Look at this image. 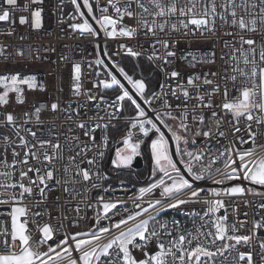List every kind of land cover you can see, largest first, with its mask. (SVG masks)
Here are the masks:
<instances>
[{
	"label": "snow or ice",
	"instance_id": "6c2138e0",
	"mask_svg": "<svg viewBox=\"0 0 264 264\" xmlns=\"http://www.w3.org/2000/svg\"><path fill=\"white\" fill-rule=\"evenodd\" d=\"M71 2L76 6V11L80 12L77 0ZM44 3L45 0H28L23 8H19L17 0H0V22L13 25L16 11H29V16L19 17V24L39 31L43 28ZM108 4L117 14L115 18L108 14V7H99L98 0L100 16L97 18L93 15V6L89 0H83L87 15L92 16L107 37L135 39L140 34L145 37L143 43L138 42V47L121 44L120 48L126 55L137 59L144 56L145 51L149 52L147 61L163 74V80L159 84L160 91H149L142 75L135 78L119 63L112 61L111 67L123 77L130 89L111 71L107 72L109 79L99 80L94 87L102 85L104 89H111L116 94L110 101L99 97L104 107L97 103L95 116L88 117L87 120L81 119L79 108H86V105L79 104L77 108H73L72 102H69L66 107H62L57 100L50 106L40 104L39 107H35L34 102L31 105L35 109L34 112L26 111L23 118H20L14 114V108L13 111L7 110L12 106V100L14 99L17 105H24L27 92H45L46 87L38 81L36 75H0V116L3 117L0 127H8L19 141L17 143L10 140L7 135L0 137V145H3L4 149L0 152V165L18 171V177L11 171H0V176L14 180L0 184V188L5 189V193L0 195H6L9 189H18V192L11 193L8 199H0V205L11 206L10 212H0V216L10 217V228L0 221V264H63L65 259L68 264H217L219 257H223L219 264H257L252 250L254 239L260 241V251L256 255H259V264H264V238L257 236V230L264 228V222H254L251 234H239L240 229L236 224L230 225L227 222V206L221 197L246 194L264 196V192L241 184L213 191L209 195L215 199H203L207 210L200 217V225L195 226L194 223V230L181 226L180 222L175 220L171 222L173 227L169 228L168 223L160 222L155 216L150 219L156 221L158 229L153 227L149 231V219H145L134 227L123 230V226L128 225L129 221H135L143 214L138 212L126 219L122 218L114 223L112 228L101 226L91 231L65 233L62 239H55L53 227L47 223L41 225L35 219L46 216L48 210L32 213L29 206L23 203L26 197L34 198L38 195L36 206L43 204L48 193L54 191L49 182L62 184L63 191L71 195L76 190L68 187L70 184H86L91 181V187L95 188L99 186L97 182L101 178L108 179L102 172V162L106 152L111 150L109 131L115 127L113 120L119 119L117 113L129 105L135 115L129 118V129L125 135L115 141L117 146L110 162L114 169L131 166L133 160L142 154L141 145L150 139L152 182L139 188L141 199L160 189L161 196L169 201L166 208L178 209L187 203L200 202L197 199L200 198V191L194 188L192 182L202 180H211L217 185L226 181H247L251 185L264 188V143H258L257 140L258 136H264V0H125L122 6L121 0H108ZM29 5L36 7L30 9ZM125 17L134 19L136 26L124 24ZM80 20L82 22L71 24L74 31L89 36L98 34L92 24L84 19L82 12ZM60 22L63 23V20ZM14 30L12 28L6 34L11 35ZM221 32L223 36L232 37L231 40L223 42L224 48L230 51L220 56L226 67H222L220 72L209 69L203 76L193 74L185 79L175 61H182L188 68L215 65L216 53L213 51L197 55L189 50L187 54H178L179 37L207 40ZM144 43L149 45L148 49H144ZM48 50L55 51L54 48ZM2 54L3 48L0 47V55ZM104 55H108L107 51ZM113 55H120V52ZM65 59L67 57H61V60ZM109 59L111 60V57ZM95 63L103 65L104 61L97 59ZM71 71V94L96 101V95L91 94L90 90H83L80 64H74ZM99 75L97 73V76ZM201 85L211 88H205L201 93ZM232 90L235 95L230 94ZM58 91L63 89L58 88ZM215 96L222 98L218 105L213 104ZM169 97L180 101V104L174 107ZM153 100L158 104L154 105ZM193 100L196 103L189 105V101ZM141 101L146 107L142 106ZM215 108H219L224 115L221 116ZM45 110L65 113V119L73 121L74 129L79 130V134L67 137V148L74 151L75 155L69 157V165L63 168L61 179L56 178L57 169L54 166L41 168L30 162L53 165V161L63 159L65 148L61 143L58 140L55 143L38 140L36 144H32L21 135L23 131L34 139L37 137L35 131L25 128L24 125L42 123L40 116ZM205 110H211L207 117ZM101 112H104V115H101ZM32 116L35 117L34 121ZM225 117H228L227 123L231 126L233 140L229 142L230 146H225L217 156H209V163L204 166L201 162L206 155L205 151L192 150L189 145L196 144L195 137H204L206 143L217 137L226 138L225 131L214 127L223 125ZM21 119L22 123L18 126V120ZM169 120L178 121V124L173 127L169 125ZM161 125L176 142L175 155L180 157V163L184 166L183 172L173 158L169 140ZM74 129L69 126V132ZM237 142L240 146H237ZM14 144L15 148H12ZM243 145L250 147L244 148ZM49 147L52 149L51 154L47 151ZM9 148H12L10 163L7 159ZM17 148L23 150V155ZM221 158L223 167L215 169L219 174L217 178L212 175L211 169ZM85 164L87 167L82 166ZM184 172L191 180L185 177ZM29 173L33 175L30 176ZM56 199L59 200L60 197ZM101 202L105 216L117 208V203L103 202V198ZM160 204L161 201L156 200L150 206L156 207ZM259 207L264 208V204ZM221 209H225V214L216 215ZM143 211L146 212L147 209ZM205 217L208 219L205 220ZM98 219L99 214L97 222ZM30 222L35 225V231L42 233L40 239L33 240V230L28 227ZM239 224L242 228L247 221H239ZM59 227L62 228L63 225ZM113 228L120 229L119 234L108 239L106 243H101ZM241 247H247L249 250L241 251ZM42 248L46 250L41 251ZM73 253L78 255L73 256ZM225 253L229 255L225 256Z\"/></svg>",
	"mask_w": 264,
	"mask_h": 264
},
{
	"label": "built area",
	"instance_id": "2783aa9c",
	"mask_svg": "<svg viewBox=\"0 0 264 264\" xmlns=\"http://www.w3.org/2000/svg\"><path fill=\"white\" fill-rule=\"evenodd\" d=\"M91 2L95 6L93 15L99 18L100 12L97 8V0H91ZM25 3H28V0H17L19 8H23ZM77 3L80 5L78 0ZM98 3L99 7H108V14L115 18L117 14L108 4V0H98ZM124 3L125 0H121L120 6ZM5 7H7V5H5ZM35 7V5H29L30 9ZM134 7L135 5H133V8ZM43 8V28L39 31L33 30L28 25L19 24V17L29 16V11H16L14 14L15 23L13 25H9L6 22H0V47L3 48V54L0 55V75H36L38 81L44 83L46 87L45 92H27V100L24 105L15 104L13 99L12 106L7 110L13 111L14 108V114L23 118L24 112H34L35 109L31 107L34 102L35 107H39L40 104L50 106L51 103L59 100L62 107H66L69 102H72L73 108H77L79 104L86 105V108H79V111L81 113L80 118L87 120L88 117L96 115L97 103H101V106L104 107V104L99 100V97H104L109 101L114 98V96L107 95L106 90L108 89H104L102 85L99 87H94V85L97 84L99 80L109 79L107 76V72L109 71L115 75L111 67L112 61L120 64L121 59L124 56H128L124 53V50L120 48V45L127 44L132 47H138V42L143 43L145 37L140 34L135 39H128L126 37L109 38L106 36L105 32L100 29V26L96 22L95 23L97 24L99 30L93 25L84 12L83 7L80 5V12L84 13V19H87L98 33L96 36H89L87 34L81 35L78 31H74L71 28V24L82 22L80 20V12L76 11V6L72 4L71 0H62V3L61 0H45ZM73 17L75 19H73ZM61 19L63 20V23L60 22ZM123 23L131 27L136 26V21L127 17L124 18ZM12 28L15 30L12 31L11 35H7L6 33ZM21 37H23V39ZM231 39L232 37L223 36L222 32L218 33L216 37H209L207 40H197L195 37H179L180 42L177 44L178 54H187L189 50L195 52L197 55L209 54L214 51L216 53V64L199 65L196 68H188L180 60L175 61V64L178 66L179 70L182 71L185 79L189 75L193 74L203 76L209 69L220 72L222 67H226L220 59V56L230 51L229 49L224 48L223 42L224 40ZM101 47L104 52L107 51L108 55L105 56L109 63L104 59ZM51 48H54L55 51L48 50ZM148 48L149 45L144 43V49ZM118 51L120 52V55H113ZM20 53L23 54L21 55ZM148 54L149 52L145 51L144 56L140 58L146 59ZM37 57H39V59ZM61 57H67V59L61 60ZM109 57H111V60ZM97 59L103 60L104 64L96 65L95 61ZM138 61L139 60L137 59V62ZM77 63L80 64L82 69L83 90H90L91 94L96 95L98 98L96 101L87 100L85 96L75 97L71 94V69L74 64ZM154 71L157 72L155 74L159 78V82L156 87L157 89L155 88L156 90L154 91L159 92V84L163 80V74L158 69L154 68ZM97 73L100 75L97 76ZM217 80L219 81V77H217ZM174 86L175 84H173V87ZM58 88H62L63 91H58ZM205 88L210 89L211 86L201 85L199 91L202 93ZM229 88L231 89V82H229ZM230 94L235 95L236 93L232 90ZM169 100L174 107L177 104H180V101L175 100V98L169 97ZM221 100V96H215L213 97V104L218 105L221 103ZM152 103L154 105L158 104L155 100H153ZM194 103H196L194 100L189 101V105ZM106 110L115 111V109ZM215 110L221 116L224 115L219 108H215ZM210 112L211 110H205L206 117L210 114ZM100 114L104 115V112H101ZM65 115V113H52L45 110L41 112L40 116L42 123L35 124L33 122L24 125L25 128H31L37 133V137L35 139L28 133L23 131L21 132V135H24L32 144H36L38 140H47L52 141L53 143L58 140L62 147L65 148L63 159L53 161V165L36 164L35 161H30L36 167L51 168L54 166L55 169H57L55 173L57 179L62 178L63 168L69 165V157L75 155L74 151H69L67 148V137L79 134V130L74 129L73 121L65 119ZM117 115L119 116V119L113 120L112 123L115 126L122 125L124 127V130L117 139L118 141L129 129L128 121L129 118L133 116L126 115L125 108L121 109ZM2 119L3 117L0 116V120ZM32 120H35L34 116H32ZM227 120L228 117H225V123L223 125H214V127H219L221 131H225L227 133L226 138L217 137L216 139H212L206 143L204 137H195L196 144L191 145V149L205 151L206 155L204 160L201 162L204 166L208 165L209 156H217L220 151H223L225 146H230L229 142L233 140V135L231 132V126L227 123ZM20 123H22V119L18 120V126ZM69 126L73 127V132H69ZM132 131L135 132L136 130ZM4 135H7L10 140L16 141L17 143L19 142L18 138L11 130H9L8 127H0V137ZM99 135L100 133L98 130V139ZM81 138L84 139L83 137ZM257 140L258 143H264V136H258ZM146 141L147 140H145L141 145V148L144 147ZM109 146L110 149L114 150L117 145L113 143ZM237 146H240L238 142ZM242 147L247 148L250 147V145H243ZM12 148H15V144ZM12 148H9L7 151V159L9 163L12 160ZM3 150V145H0V152H3ZM16 150L20 151L21 155H23V150L18 148ZM47 151L51 154L52 149L49 147L47 148ZM108 152H106L105 158L102 162V172L105 175H107L106 156ZM89 156H91V153ZM185 159H187V157ZM82 166L87 167L86 164ZM197 167H199V165H197ZM217 167H223L222 158L218 160L211 169L212 175L219 178V174L215 171ZM0 171H11L14 173L15 177H18V171L15 169H6L0 165ZM29 175L31 176L33 174L29 173ZM69 175H71V171L69 172ZM9 182H14V180H8L5 177L0 176V184ZM24 182L27 184V180ZM49 183L54 188V191L48 193L47 200L43 204L39 207L36 206L35 200L39 199L38 195L34 198L26 197L23 203L29 206L32 213L43 212L44 209L48 210V214L46 216L35 217V219L41 225L45 223L51 225L54 229L55 239H62L65 233L75 234L82 231H91L96 230L101 226L112 228L113 224L120 221L122 218L126 219L129 215H134L138 212H142L143 214L138 216L135 221H129L128 225L123 226V230H127V227H134L136 223L145 219H149V231H151L153 227L158 229L159 225L156 221L150 219V217L153 216H155L157 220L162 223H168L169 228L173 227L171 222L175 220L179 221L181 226L194 230V223L195 226H199L201 223L200 217L207 210V205H205L202 201L203 199H215V197L209 195L213 191H219L234 184H241L242 186L248 188H255L259 192H264V188L258 185H255V187L248 186L247 181H226L221 185L214 184L211 180L196 181V183H193V186L200 191V198H197L200 202L187 203L181 205L178 209H172L166 208L169 201L165 197L161 196L160 189L154 190V193L145 195L141 199L138 191L141 187L122 183L109 184L107 183V179L103 178L97 182L99 186L95 188L91 187V181L86 184L68 185V187L76 190L71 195L63 191L62 184H55L54 182ZM105 189L108 190L105 191ZM13 192H18V189L7 190V194L0 195V199H8V196ZM76 192L79 194L77 195ZM0 193H5V189L0 188ZM57 197H60V199L57 200ZM101 198H103V202L117 203V208L111 210L107 216L104 215ZM183 198L187 199V197ZM221 199L225 201L227 206L228 224H236V227L240 229L239 234H251L254 222H264V208L259 207V205L264 204V196L246 194L244 196L236 197H221ZM156 200H160L161 204L156 207H151L150 205L154 204ZM77 208H79V211H77ZM144 209H147V211H143ZM10 211V205H0V212L7 213ZM197 213L199 215H196ZM245 213L247 215H245ZM98 214L99 219L97 222ZM224 214L225 209H221L216 215L223 216ZM207 219L208 218L205 217V220ZM0 221H2L5 226L10 228L9 216H0ZM239 221H247V224L241 228ZM61 224L63 225L62 228L59 227ZM28 227L33 230V240L41 238L42 233L34 230L35 225L30 222ZM119 231L120 229L113 228L112 232L105 235L104 240L101 241V243H106L108 239L118 235ZM257 236L264 238V228L257 230ZM259 242L260 241L256 239L252 242L254 259L257 261V264H259V255H256L260 251ZM49 243H52V241H49ZM44 250H46V248L41 249V251ZM240 250L248 251L249 249L247 247H241ZM77 255V253H73V256ZM228 255V253H225V256ZM220 260H223V257L218 258L217 264H219ZM63 264H68L67 259H65Z\"/></svg>",
	"mask_w": 264,
	"mask_h": 264
},
{
	"label": "trees",
	"instance_id": "16d2710c",
	"mask_svg": "<svg viewBox=\"0 0 264 264\" xmlns=\"http://www.w3.org/2000/svg\"><path fill=\"white\" fill-rule=\"evenodd\" d=\"M89 3L93 6V10L95 11V6L89 0ZM138 62H135L131 56H124L120 65L125 68V70L129 73V75H133L135 78H140L139 71L142 72L143 76L151 77L154 72V67L147 61V59L138 58ZM139 66V67H138ZM159 82V78L156 74H154L148 81H146L148 85L149 91L155 90ZM108 96H115V92L111 89L106 90ZM125 114L128 116H134L132 107L129 105L125 107ZM127 126V125H126ZM124 130L122 125L115 126L114 128H110L109 136L111 137L110 145L117 141L118 137ZM149 139H147L144 147L146 149V153L149 155ZM112 155L114 157V150L111 149L106 156V167H107V183L109 184H119L123 181L122 184H131L138 187H143L151 183L152 177L151 175L148 177V172L144 173L145 168L142 169H133V168H121L114 169L110 164L108 166L109 157ZM186 158V157H185ZM144 161L147 163L146 157H144Z\"/></svg>",
	"mask_w": 264,
	"mask_h": 264
},
{
	"label": "water",
	"instance_id": "95a60500",
	"mask_svg": "<svg viewBox=\"0 0 264 264\" xmlns=\"http://www.w3.org/2000/svg\"><path fill=\"white\" fill-rule=\"evenodd\" d=\"M78 1L80 2V5L83 7V1H82V0H78ZM83 9H84V12H85L86 15H87V10H86V8L83 7ZM87 17L90 19V21L93 23V25L99 30L97 24H96L95 21L92 19V17H91V16H88V15H87ZM101 52H102V55H103L104 59L108 62V59H107L106 56L104 55V51H103V48H102V47H101ZM133 59H134L135 62H137V58H133ZM108 63H109V62H108ZM138 67H139V66H138ZM112 69H113V72L115 73V75L117 76V78L120 79L121 82L124 83L125 86L128 87V88L130 89V86L127 85V82L123 80V77H121V76L119 75V73L116 71V69H114V68H112ZM155 73H157V72L154 71V72L152 73L151 77H152ZM141 75H142V72L140 71V72H139V76H141ZM142 76H143V75H142ZM151 77H144V76H143V78H144L145 80H149ZM156 89H157V88H156ZM156 89H155V90H156ZM137 99L139 100L138 97H137ZM141 104H142V106H145V105H143V102H142V101H141ZM145 107H146V106H145ZM161 128H162V131H164V132L166 133V136H167V138H168V140H169L170 150H171V152H172V154H173V158H174V160L177 162V166H178V167L181 169V171L183 172L184 166H183V164L180 163V158H179L178 156L175 155L176 143H175V141L171 138L170 134H167V130H166L165 128H163L162 125H161ZM149 142H150V139H149L148 143H149ZM144 157H146V158L148 157V160H149V169H148V177H149V176L151 175V171H152V160L149 158L148 154L146 153V149H145V148H143V155H142V156H138V157L136 158V160H135V162H134V164H133V168H134V169H137V170H138V169H142V168H144V165H145ZM111 159H112V155L109 157V160H108V166L111 164V162H110ZM183 174L185 175L186 178H188L189 180H191V178L187 176V173H186V172H184ZM192 183H196V181H193ZM248 186H253V187H255V185H251V184H249V183H248ZM212 187H216V186H212Z\"/></svg>",
	"mask_w": 264,
	"mask_h": 264
},
{
	"label": "rangeland",
	"instance_id": "374dc122",
	"mask_svg": "<svg viewBox=\"0 0 264 264\" xmlns=\"http://www.w3.org/2000/svg\"><path fill=\"white\" fill-rule=\"evenodd\" d=\"M168 123H169V125L175 127V126L178 124V121H171V120H169ZM120 146H122V145H120ZM181 146L183 147V145H181ZM169 147H170V145H169ZM189 147H190V149L192 148L191 144L189 145ZM141 153H142V154H141V156H142V155H143V148H141ZM148 156H149V158L152 160V158H151L150 145H149V155H148ZM136 158H137V157H136ZM136 158L133 160L131 166H129V167H127V168H133V164H134ZM146 159H147V163H146V165L144 166V168H145L144 173H145V172H148V169H149V165H148L149 160H148V157H147ZM152 168H153V161H152ZM133 169H134V168H133ZM151 172H152V171H151ZM151 182H152V181H151Z\"/></svg>",
	"mask_w": 264,
	"mask_h": 264
},
{
	"label": "flooded vegetation",
	"instance_id": "af4514ba",
	"mask_svg": "<svg viewBox=\"0 0 264 264\" xmlns=\"http://www.w3.org/2000/svg\"><path fill=\"white\" fill-rule=\"evenodd\" d=\"M144 77H146V76H144ZM145 81H148V80H145ZM175 143H176V142H175ZM179 158H180V157H179ZM145 165H146V162H145ZM145 165H144V166H145ZM148 165H149V162H148Z\"/></svg>",
	"mask_w": 264,
	"mask_h": 264
}]
</instances>
